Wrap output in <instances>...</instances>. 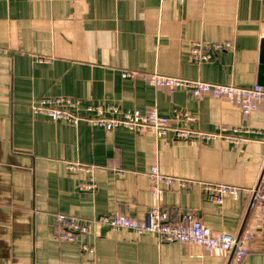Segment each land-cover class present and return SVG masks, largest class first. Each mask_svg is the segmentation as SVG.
Listing matches in <instances>:
<instances>
[{
    "label": "crops",
    "instance_id": "1",
    "mask_svg": "<svg viewBox=\"0 0 264 264\" xmlns=\"http://www.w3.org/2000/svg\"><path fill=\"white\" fill-rule=\"evenodd\" d=\"M263 39L264 0H0V264H230L234 252L159 243L153 233L130 229L97 226L75 242L60 238V213L144 219L156 204L153 166L194 181L165 189L161 206L172 219L191 211L212 233L249 234L242 264H264V206L249 207L264 164V105L245 117L224 99L170 92L143 77L155 72L253 87ZM194 40H229L232 47L198 63ZM125 69L138 77L123 78ZM55 96L124 112L157 107L178 126L189 112L197 120L188 125L202 131H251L230 130L243 139L236 146L221 136L159 138L151 130L70 125L32 112V103ZM70 163L90 170L72 171ZM202 182L241 190L219 203Z\"/></svg>",
    "mask_w": 264,
    "mask_h": 264
},
{
    "label": "built area",
    "instance_id": "2",
    "mask_svg": "<svg viewBox=\"0 0 264 264\" xmlns=\"http://www.w3.org/2000/svg\"><path fill=\"white\" fill-rule=\"evenodd\" d=\"M231 47L232 42L229 40H194L191 46V56L198 63L210 62L219 52ZM38 60L44 61L43 58H38ZM138 75V72L134 70L125 69L122 71V76L126 79H135ZM143 77L148 85L156 88H166L170 92L185 89L196 98L209 95L224 99L239 107L245 117L264 105V86L260 84L253 87H242L155 72L146 74ZM31 109L35 115L46 116L54 122L61 121L70 125H78L83 121H87L93 126L103 127L107 130H113L118 126L132 132L151 130L159 138H165L172 132L176 139L183 141L206 142L221 136L239 146L243 139L228 132L230 130L233 133L251 131L248 127L239 129L227 126L221 127L219 132L202 131L188 125L197 120V117L189 112L178 117V120L185 123L183 126H178L171 117L161 115L157 107H152L146 111L135 109L124 112L116 105L110 104L103 107L85 104L82 99L72 96L44 97L39 102L32 103ZM69 168L72 171L90 170V166L81 163H70ZM148 178L151 185V194L156 204L146 213L144 219H135L127 214H100L92 217H80L60 213L57 216V220L62 226L59 234L60 238L66 242H75L80 234H89L97 226H107L112 229H130L139 236L145 233H153L159 243H194L203 246L208 252H234L230 264H242L248 254V248L243 245V239H250L249 234L236 236L225 231L212 233L205 227L202 220L191 211L184 213L181 220H174L167 211L162 209L161 203L166 188H170L175 184L188 187L194 181L166 175L160 171L158 166L151 167ZM201 184L204 191L219 203L224 202L226 195L236 194L241 190L238 186L226 183L202 182ZM258 206H264V164L258 183L251 189L249 207L255 209ZM83 249L94 251V248L88 245H84Z\"/></svg>",
    "mask_w": 264,
    "mask_h": 264
},
{
    "label": "water",
    "instance_id": "3",
    "mask_svg": "<svg viewBox=\"0 0 264 264\" xmlns=\"http://www.w3.org/2000/svg\"><path fill=\"white\" fill-rule=\"evenodd\" d=\"M261 66H260V76H259V84L264 86V39L262 40L261 47Z\"/></svg>",
    "mask_w": 264,
    "mask_h": 264
}]
</instances>
